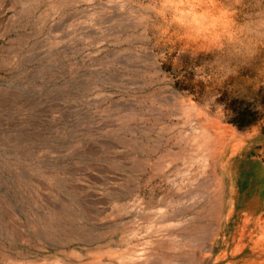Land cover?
<instances>
[{"label": "rangeland", "instance_id": "1", "mask_svg": "<svg viewBox=\"0 0 264 264\" xmlns=\"http://www.w3.org/2000/svg\"><path fill=\"white\" fill-rule=\"evenodd\" d=\"M98 263L264 264V0H0V264Z\"/></svg>", "mask_w": 264, "mask_h": 264}, {"label": "bare ground", "instance_id": "2", "mask_svg": "<svg viewBox=\"0 0 264 264\" xmlns=\"http://www.w3.org/2000/svg\"><path fill=\"white\" fill-rule=\"evenodd\" d=\"M217 133L213 130H211L209 127H202L200 126H195L193 128H191L189 131H187L185 139L187 140V143L189 144V146L191 147V149H193L194 153L191 154V159L192 161L195 162H199L201 165H204L205 161L200 158L199 153L200 151H202L203 149H206L210 146H212V143L215 139V135ZM190 159V160H191ZM202 159V160H201ZM210 196V195H209ZM207 196V197H209ZM207 205V204H206ZM188 222V221H187ZM183 223V222H182ZM152 226V225H150ZM168 226V225H167ZM154 229V228H152ZM157 229V228H156ZM155 229V230H156ZM159 233V232H158ZM206 234V233H205ZM165 236V235H164ZM177 236V235H176ZM178 238V237H177ZM160 239V238H159ZM168 239V238H167ZM186 239V238H185ZM192 240V239H191ZM176 241V240H175ZM196 242V241H195ZM194 242V243H195ZM197 243V242H196ZM150 244V243H149ZM166 246V245H165ZM173 247V246H172ZM198 247V246H197ZM143 248V247H142ZM183 249V248H182ZM112 253V252H111ZM140 253V252H139ZM96 254V253H95ZM105 254V253H104ZM102 255V254H101ZM122 255V254H121ZM89 256V255H88ZM109 256V255H108ZM148 257V256H147ZM116 258V257H115ZM140 260L141 257L139 258ZM147 259V258H146ZM118 261L120 262H126L129 260V257L127 256H119L117 258ZM99 264V263H98Z\"/></svg>", "mask_w": 264, "mask_h": 264}]
</instances>
